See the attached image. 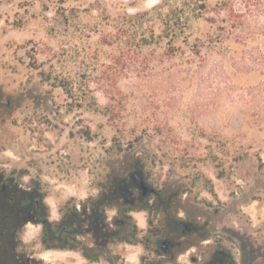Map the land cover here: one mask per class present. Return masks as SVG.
Wrapping results in <instances>:
<instances>
[{"label": "rangeland", "instance_id": "1", "mask_svg": "<svg viewBox=\"0 0 264 264\" xmlns=\"http://www.w3.org/2000/svg\"><path fill=\"white\" fill-rule=\"evenodd\" d=\"M161 2L0 0V175L43 195L56 230L71 226L113 264L159 259L146 213L131 240L110 225L125 205L118 184L136 171L159 193L148 204L180 207L217 234L242 225L264 246V0H173L185 31L129 47L128 35H159L162 22L147 16L134 29L127 15ZM9 228L1 219L0 239L17 253L60 264L42 257V236L58 241L42 223Z\"/></svg>", "mask_w": 264, "mask_h": 264}, {"label": "flooded vegetation", "instance_id": "2", "mask_svg": "<svg viewBox=\"0 0 264 264\" xmlns=\"http://www.w3.org/2000/svg\"><path fill=\"white\" fill-rule=\"evenodd\" d=\"M148 182L141 171H136L131 180L124 179L118 184L125 205L121 209L120 217L114 218L110 225L113 228V223H116L117 226L124 228V234L131 240L140 233L141 229L138 227L140 213H146L148 216L146 219L152 218L153 223L147 230V236L153 238L160 249V253L152 254L159 258L157 264H264V246L258 244L251 230L248 232L244 226L238 225V228L231 231L223 225L222 230H218L219 234H217L216 228L212 227L209 221L201 224L200 217L194 219L191 215L184 216L179 213L180 207L148 204L147 201L151 200L150 195H159ZM139 183L146 185L147 188L140 187ZM3 201L13 206L10 216H7L8 219L5 221L6 226L14 230L28 225L31 221L43 225L52 222L43 195L35 190L25 189L13 178L1 174L0 203ZM159 208L162 209V214L159 213ZM94 210L95 213L88 215L96 214L101 220V214L98 210ZM86 213L83 211L84 216ZM99 225L105 226L102 222L92 226L96 239L100 238ZM65 226L59 227V230H64ZM226 231L229 232L230 237ZM108 234L116 236L117 231L109 227ZM50 237L54 238L51 235ZM147 241L142 238L138 243L145 247ZM125 243L132 245V242L127 240ZM195 247H199L200 250Z\"/></svg>", "mask_w": 264, "mask_h": 264}, {"label": "trees", "instance_id": "3", "mask_svg": "<svg viewBox=\"0 0 264 264\" xmlns=\"http://www.w3.org/2000/svg\"><path fill=\"white\" fill-rule=\"evenodd\" d=\"M173 0H162V2L156 5L152 10L142 13H136L134 15H127L131 20L136 18L138 21H134V29L140 28L143 25V19L145 17H157L162 22V31L159 35H156L154 29H151L149 35L142 34L140 37L135 35H128L125 39V43L127 45H131L132 47L134 44L137 45H149L155 38H163V37H174L181 35L188 26L187 18L183 15V7L179 8L173 5ZM193 11H197L199 5L197 2H193L190 4ZM230 12L234 13V8H230ZM232 20V19H228ZM133 21V20H132ZM141 22V23H140ZM140 23V24H139ZM242 23V22H241ZM171 44V43H170ZM110 109L106 108L105 112L109 115ZM113 113V112H112ZM12 204L9 202L3 201L0 203V220H7V216L9 217L12 212ZM74 209L76 210V204L74 205ZM87 219L90 221V226L101 224V220L98 215L96 214H89L87 215ZM44 232H47L53 239L58 240L56 243L51 244L49 239L43 235L41 238V243L44 245L45 249H67V250H78L81 251L83 256L87 258L90 262H98L100 260V255L97 253L94 256L90 253L87 247L82 245V241L78 239L79 232L76 229H72L71 226L66 225L65 229L63 230H56L58 227V221H52L45 223ZM9 230L13 231V228H9ZM98 232L100 237L101 235H106V232L103 230V227L99 225ZM61 233H66V237L63 241L59 238ZM1 237V233H0ZM105 237V236H103ZM123 240H120L121 243ZM16 247H14V243L10 241L3 242L0 239V264H44L42 260H37L34 257H30L29 254L26 252L17 253ZM32 254V253H31ZM105 257V256H104ZM107 260V257H105ZM109 261V260H108Z\"/></svg>", "mask_w": 264, "mask_h": 264}, {"label": "crops", "instance_id": "4", "mask_svg": "<svg viewBox=\"0 0 264 264\" xmlns=\"http://www.w3.org/2000/svg\"><path fill=\"white\" fill-rule=\"evenodd\" d=\"M131 246V245H130ZM42 257L47 258L51 262L60 263V264H84V260L86 258L83 256L81 251L78 250H67V249H43ZM46 254V255H45ZM103 259V258H102ZM100 259L98 262H93V264H113L108 260ZM123 259L128 263L130 260H134L131 258V252L127 254H123Z\"/></svg>", "mask_w": 264, "mask_h": 264}, {"label": "water", "instance_id": "5", "mask_svg": "<svg viewBox=\"0 0 264 264\" xmlns=\"http://www.w3.org/2000/svg\"><path fill=\"white\" fill-rule=\"evenodd\" d=\"M2 102H4V103H9L8 100H2ZM138 185H139L140 187L147 188V186L144 185V184H142V183H139Z\"/></svg>", "mask_w": 264, "mask_h": 264}, {"label": "clouds", "instance_id": "6", "mask_svg": "<svg viewBox=\"0 0 264 264\" xmlns=\"http://www.w3.org/2000/svg\"><path fill=\"white\" fill-rule=\"evenodd\" d=\"M29 237H30V234H29V236H26V237H24V238H23V239H24V241H25V243H27V241H28ZM45 259H46V257H45Z\"/></svg>", "mask_w": 264, "mask_h": 264}]
</instances>
